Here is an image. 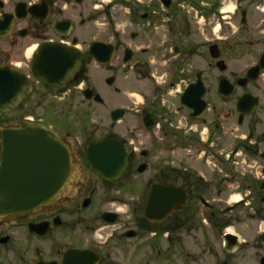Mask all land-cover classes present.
Segmentation results:
<instances>
[{
	"label": "flooded vegetation",
	"instance_id": "1",
	"mask_svg": "<svg viewBox=\"0 0 264 264\" xmlns=\"http://www.w3.org/2000/svg\"><path fill=\"white\" fill-rule=\"evenodd\" d=\"M72 50L79 71L50 79ZM0 70L24 87L7 107L0 86V143L7 129L40 127L77 165L51 205L0 215V264H197L198 235L226 242L217 264H264V0H0ZM86 89L101 107L127 96L109 134L74 131ZM110 139L128 165L108 182L87 151ZM154 187L185 197L161 223L144 218ZM140 238L144 260L132 262L128 243Z\"/></svg>",
	"mask_w": 264,
	"mask_h": 264
},
{
	"label": "water",
	"instance_id": "2",
	"mask_svg": "<svg viewBox=\"0 0 264 264\" xmlns=\"http://www.w3.org/2000/svg\"><path fill=\"white\" fill-rule=\"evenodd\" d=\"M96 47L94 44L90 48L92 56H95ZM80 60V54L71 51L66 56L64 72H53L50 79H71L80 68ZM1 72L0 86H6L4 95L7 107H12L20 99L19 90L24 87L19 88V85L23 80L8 74L3 77ZM37 78L46 86L52 85L45 77ZM108 83L112 84V80H108ZM84 95L87 100L103 102L92 90H86ZM123 117V110L111 113L114 123ZM0 153V215H6L7 219L20 218L51 205L67 188L76 171L70 148L52 133L36 126L22 125L5 130L2 133ZM87 159L92 169L108 181L117 179L127 166V156L115 140L92 146L87 152ZM182 201L180 191L154 187L144 215L153 222H162L175 208L181 207Z\"/></svg>",
	"mask_w": 264,
	"mask_h": 264
},
{
	"label": "rangeland",
	"instance_id": "3",
	"mask_svg": "<svg viewBox=\"0 0 264 264\" xmlns=\"http://www.w3.org/2000/svg\"><path fill=\"white\" fill-rule=\"evenodd\" d=\"M88 86L89 87H96L100 83V78L97 76V72H95L94 69L91 70L90 76L88 74ZM127 79H125L124 76L119 77L118 86L122 88L123 92L128 91L127 86ZM127 96L126 95H120L115 96L112 94L111 97H109V103L106 104L104 107L99 106L98 104L94 102H87L85 106L83 107V110L85 111V119L82 122V129L75 128V132L82 135L83 137H97V134H109L111 132L110 130V113L113 109L121 106H125L127 104ZM137 190L135 189L134 195H136ZM124 211H127L125 208ZM233 225L230 226V230L234 232ZM236 232L240 233L243 237L240 239H243L246 235L241 232V229L236 226L235 228ZM187 239V236H183V241L185 242ZM194 249H196L199 253V256L197 258V264H217L216 260L219 259V256L217 255V250L220 249V247L225 244L222 237H213V236H202L198 235L194 239ZM128 244L133 245V248L131 253L128 255V259L132 262L137 261H143L144 260V243L142 239H136L134 241H130ZM190 245V244H189ZM136 246V248H134ZM214 246V252L208 253L204 251H208L209 247ZM264 247V246H263ZM264 253V248H263Z\"/></svg>",
	"mask_w": 264,
	"mask_h": 264
},
{
	"label": "bare ground",
	"instance_id": "4",
	"mask_svg": "<svg viewBox=\"0 0 264 264\" xmlns=\"http://www.w3.org/2000/svg\"><path fill=\"white\" fill-rule=\"evenodd\" d=\"M238 200V197H233V201H237Z\"/></svg>",
	"mask_w": 264,
	"mask_h": 264
}]
</instances>
